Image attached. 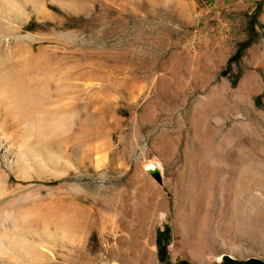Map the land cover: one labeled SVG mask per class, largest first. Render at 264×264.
Masks as SVG:
<instances>
[{"label":"rangeland","instance_id":"374dc122","mask_svg":"<svg viewBox=\"0 0 264 264\" xmlns=\"http://www.w3.org/2000/svg\"><path fill=\"white\" fill-rule=\"evenodd\" d=\"M227 257L264 264V0H0V264Z\"/></svg>","mask_w":264,"mask_h":264},{"label":"bare ground","instance_id":"6f19581e","mask_svg":"<svg viewBox=\"0 0 264 264\" xmlns=\"http://www.w3.org/2000/svg\"><path fill=\"white\" fill-rule=\"evenodd\" d=\"M226 261H227V263H229V264H234L235 263V260L232 258V257H227L226 258ZM251 264H255V262H253L252 260H251V262H250ZM242 264V263H241Z\"/></svg>","mask_w":264,"mask_h":264},{"label":"trees","instance_id":"16d2710c","mask_svg":"<svg viewBox=\"0 0 264 264\" xmlns=\"http://www.w3.org/2000/svg\"><path fill=\"white\" fill-rule=\"evenodd\" d=\"M238 54V51L236 52V55Z\"/></svg>","mask_w":264,"mask_h":264}]
</instances>
